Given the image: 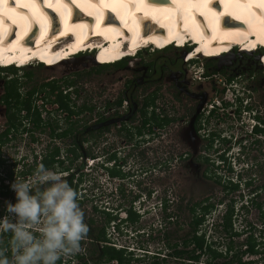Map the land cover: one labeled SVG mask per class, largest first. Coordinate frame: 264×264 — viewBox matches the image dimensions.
<instances>
[{
    "label": "flooded vegetation",
    "instance_id": "flooded-vegetation-1",
    "mask_svg": "<svg viewBox=\"0 0 264 264\" xmlns=\"http://www.w3.org/2000/svg\"><path fill=\"white\" fill-rule=\"evenodd\" d=\"M227 89L232 93L235 88ZM136 92L120 94L121 104L108 101L97 107L53 103L49 110L22 107L19 116L14 107L5 108L0 116L2 215L4 202H15L9 188L15 177L31 179L37 166L49 159L47 168L59 170L73 187L78 173L71 165L79 160L76 171L83 173L82 192H93L88 196L78 192L81 208L90 205L83 209L89 232L81 251L58 264H218L220 260V264H264V118L260 116L264 110L246 104L228 111L224 103L209 101L212 91L187 87L165 92L168 98L155 91L140 98ZM241 111L248 117L244 122L233 117ZM248 122L253 124L250 130ZM34 134H48L44 148L39 143V150L28 146L22 152L27 147L17 148L15 143L9 148L17 151V158L6 160L1 154L17 138H30L34 146L32 141H40ZM95 145L99 162L88 170L100 179L88 178L90 174L83 171ZM124 152V157H117ZM51 155L58 163L48 164ZM127 164L128 176L120 172ZM125 178L130 185L123 182ZM142 199L151 206L147 213L153 211L146 228L137 226L141 217L134 212V204ZM126 201L132 214L119 211ZM88 213L99 218V225L94 226ZM105 213L113 218L108 225ZM134 214L138 218L131 222ZM121 223L133 230L131 247L114 242L124 229ZM168 225L173 232H166ZM102 232L105 240L99 241ZM110 234L117 238L112 241ZM112 249L122 257L120 263L108 258Z\"/></svg>",
    "mask_w": 264,
    "mask_h": 264
},
{
    "label": "bare ground",
    "instance_id": "bare-ground-1",
    "mask_svg": "<svg viewBox=\"0 0 264 264\" xmlns=\"http://www.w3.org/2000/svg\"><path fill=\"white\" fill-rule=\"evenodd\" d=\"M140 1L0 0V61L8 65L15 60L22 63L37 58L50 65L69 55L84 40L108 43L96 55V64L122 55V47L118 46L126 40L131 44L130 50L148 40L161 48L171 41H176V45L184 44L186 35H189L198 43L197 52L202 51L203 55L199 53L197 57L202 58L205 55L220 57L236 43L241 44L245 52L253 51L258 43L264 46V0H212L211 5L208 0H167L164 3V0H147L145 4ZM153 1L162 4L149 6ZM174 2L179 5L174 6ZM196 12L205 17L203 22ZM79 15L87 18L82 17V21L77 22L75 18ZM106 18L122 23V27L103 24ZM143 28L147 37H141ZM163 32L167 35L162 36ZM76 34L68 52L63 50L56 55L51 49ZM65 45L66 42L62 43ZM86 50V53L92 52L89 48ZM259 53L263 55L264 50ZM74 61L62 60L48 68L59 66L63 70L61 65L67 67ZM261 62L264 66V57Z\"/></svg>",
    "mask_w": 264,
    "mask_h": 264
},
{
    "label": "rangeland",
    "instance_id": "rangeland-1",
    "mask_svg": "<svg viewBox=\"0 0 264 264\" xmlns=\"http://www.w3.org/2000/svg\"><path fill=\"white\" fill-rule=\"evenodd\" d=\"M65 42V40L60 41L61 46ZM91 42L87 43L92 45L93 41ZM181 58L180 50L170 48L162 52L144 51L138 54L135 59L125 62L120 67H101L100 65L92 63L91 55H81L66 57L65 60L74 59L75 61L73 65H66L67 67L61 65L64 68L63 70L59 66L57 68H45L33 64V66H28L19 71H0V116H4L5 108L7 110L9 107H14L16 112L18 111L17 115L19 116L22 114L21 104L24 102L30 104V106H46L48 110L50 108L49 105L66 102V100H68V103L75 105L84 104L86 106L97 107L104 105L108 101L119 100L122 98L119 97L120 94L124 92L126 95H129L131 91L136 90V95L141 98L146 92L155 91L159 94H164L163 97H165V92L178 88L183 89V87L196 91H212L209 101L211 103L214 101L219 105L224 103L228 111L237 108L243 109L246 104L247 106L250 105L256 109L264 110V70L256 63L253 54H244L236 51L233 53L231 51L228 56H222L216 59H203L201 56H198V62L190 64H186ZM206 70L208 74H206V77H203ZM229 83L235 88L232 93L227 89ZM219 91L222 92L221 95ZM27 92L35 93L26 96ZM69 93L73 94L69 95V99L62 96ZM14 105H18L16 107L19 108L17 109ZM41 115L44 116L43 111ZM93 115L90 114L88 116L89 122L93 121ZM260 116L264 118V112ZM233 117H237L243 122L248 119L242 111L237 116L236 114L233 115ZM249 124L251 125L250 122L246 125L248 130L253 125L249 126ZM121 127L122 124L117 125V128L120 129ZM234 131L236 130L234 129ZM34 136H37L41 142L39 140L37 143L32 141L34 143L33 146L29 142L30 138H24L22 140L17 138L15 142L11 140L9 145H5L2 148L1 154H3L6 160L13 159L12 157L17 158L16 156H19L15 155L17 151L9 148H13L15 143H18L19 147L17 148L22 149L24 146L27 147L25 149L23 148L22 152H27L28 146L29 148H34V150H39V143L43 145L41 148L47 145L44 144L49 141L48 134H34ZM58 145L63 149L62 145ZM89 150L90 157L88 158L94 160L98 158V147L96 145ZM125 153L117 154V157H124ZM61 156L64 157L65 155L62 153ZM80 162L82 163L79 160L73 162L71 165L72 172H80L79 170L76 171L80 166ZM94 164H88L87 169L85 170L84 168L83 171L90 174L88 178L100 179L101 177L97 176V172L88 170V168L95 166ZM131 167H133L132 164ZM129 170L130 166L127 164L120 172L122 173L124 171L123 173L128 176L129 173L127 171ZM18 171L19 169L14 170L15 173ZM1 177L2 173L0 179ZM123 182L129 185L131 184V181L126 178ZM83 193L90 195L93 192L89 189L87 194L85 191ZM127 201L123 202L126 206L129 203ZM1 204L0 199V207ZM134 207L141 214V218L139 219L140 223L137 226L146 228L145 226L149 225L151 216L153 215V211H150V214L147 213L151 209V206L138 208V203H136ZM88 208H90V205L87 208L84 206L83 209L89 210ZM88 215L92 217L94 226L99 225L100 220L98 217L91 216L89 213ZM119 227L124 229L128 228L126 230L127 232L121 229L120 232L122 234L118 239L114 240L116 236L111 234L109 235V239L114 240L118 245L121 244L124 247L133 246L134 241H131V235L134 234L132 233L133 230L126 227L124 223L119 224ZM168 227L169 229L166 232H173L174 227L172 225H168ZM235 244H241V239L237 238ZM216 262L220 264L222 261Z\"/></svg>",
    "mask_w": 264,
    "mask_h": 264
},
{
    "label": "clouds",
    "instance_id": "clouds-1",
    "mask_svg": "<svg viewBox=\"0 0 264 264\" xmlns=\"http://www.w3.org/2000/svg\"><path fill=\"white\" fill-rule=\"evenodd\" d=\"M64 40L67 44L68 38ZM185 41L184 44H170L161 49L148 44H142L133 50L123 46L124 48L120 51L122 55L106 59L98 64H96L95 58L97 54L93 51L90 53H86L88 50L78 52L71 57L91 55L93 64L105 66L115 65L124 60H133L144 51L162 52L175 48L181 51V59L186 64L198 62L197 55L199 53L203 55V53L202 51L197 52L199 48L196 46L197 42L188 43V40ZM241 46L237 43L232 45L220 57L231 53V51L254 54V60L264 70L261 62L264 54L259 53L264 49L255 44L253 51L245 52ZM190 55H192L191 58H188ZM119 56L121 58H118ZM206 58L216 59L219 56H203V59ZM28 66L15 69L19 71ZM36 66L48 68L53 65L46 66L41 63ZM206 72L208 73L207 70ZM206 76L204 72L203 77ZM227 86L233 88L230 83ZM88 159L85 160L86 166L99 162L98 158ZM9 188L14 192L15 202L6 200L4 215L0 216V264H58L63 258L75 256L81 251L82 242L87 239L89 232V227L84 222L85 212L80 206L77 191L59 170L49 169L41 163L34 170L31 179L15 177ZM82 189L83 186L80 184L78 192H81V195H83ZM136 203L140 205L138 208L146 207L144 199L137 200ZM124 208L131 209V206L128 204ZM124 208H120L121 211ZM134 212L141 215L137 210Z\"/></svg>",
    "mask_w": 264,
    "mask_h": 264
},
{
    "label": "trees",
    "instance_id": "trees-1",
    "mask_svg": "<svg viewBox=\"0 0 264 264\" xmlns=\"http://www.w3.org/2000/svg\"><path fill=\"white\" fill-rule=\"evenodd\" d=\"M141 54V53H140ZM253 56H254V54H253ZM125 62H127V61H122V62H119V63H117V64H115V65H105V66H101V67H110V66H112V67H114V66H117V67H120L121 65H123V64H125ZM23 70V69H22ZM0 71H2V72H4V71H18L17 69H15V68H13V67H11V68H9V69H6V70H2V69H0ZM206 74H208L207 72H205ZM35 92H32V93H30V92H27L26 93V96H30V94L32 95V94H34ZM62 95V94H61ZM63 97H65V98H68L69 99V96L68 95H62ZM123 101V98H120L119 100H118V102H119V104H121V102ZM62 104H66V103H68V100H66V102H61ZM15 107L16 106H18V105H14ZM21 106L22 107H24V108H28V107H30V104H28V103H26V102H24V103H22L21 104ZM21 107V108H22ZM16 108H19V107H16ZM58 135V137H60V136H64V134H57ZM0 143H2V138L0 137ZM55 153H57V152H55ZM55 157L56 156H54V155H51V159H50V161L48 162V164L49 163H55V162H57L58 163V160H54L55 159ZM76 158L78 157V156H75ZM47 160H49V159H45V161L43 162L42 161V163L44 164V166L45 167H47L46 166V161ZM62 171H64V170H62ZM78 173V181L77 182H75L74 184H73V188L77 191V193H78V189H79V186H80V184H81V182H82V177H83V173H80V172H77ZM76 174H74L73 173V176H72V180H75V176ZM113 175V174H112ZM77 178V177H76ZM129 205H130V203H129ZM121 208L122 207H124V205H121L120 206ZM124 210H126V212H128V214H132V211H131V209L130 208H128V209H125L124 208ZM106 214V213H105ZM2 215V213L0 212V216ZM106 216H107V218H106V220H105V223H106V225H108L110 222H111V220L113 219V218H111L110 217V214H106ZM134 218H131L130 220H131V222L132 221H136V219L138 218V216H136L135 214H134ZM116 218V217H115ZM99 237H104V238H98V240L99 241H104L105 240V232H104V234H103V232L101 233V234H99ZM111 252H110V255L108 256V258L109 259H111V260H117L118 261V263H120L121 261H122V257L120 256V255H118L117 254V252L115 253V250H110ZM107 253V252H106ZM121 254V253H120Z\"/></svg>",
    "mask_w": 264,
    "mask_h": 264
},
{
    "label": "snow or ice",
    "instance_id": "snow-or-ice-1",
    "mask_svg": "<svg viewBox=\"0 0 264 264\" xmlns=\"http://www.w3.org/2000/svg\"><path fill=\"white\" fill-rule=\"evenodd\" d=\"M208 3L211 5L212 4V0H208Z\"/></svg>",
    "mask_w": 264,
    "mask_h": 264
}]
</instances>
